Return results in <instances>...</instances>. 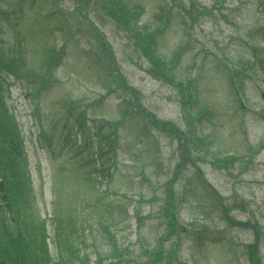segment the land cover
<instances>
[{
	"label": "rangeland",
	"instance_id": "rangeland-1",
	"mask_svg": "<svg viewBox=\"0 0 264 264\" xmlns=\"http://www.w3.org/2000/svg\"><path fill=\"white\" fill-rule=\"evenodd\" d=\"M0 6V141L27 161L7 163L0 264L14 237L24 264H264V0Z\"/></svg>",
	"mask_w": 264,
	"mask_h": 264
},
{
	"label": "trees",
	"instance_id": "trees-1",
	"mask_svg": "<svg viewBox=\"0 0 264 264\" xmlns=\"http://www.w3.org/2000/svg\"><path fill=\"white\" fill-rule=\"evenodd\" d=\"M0 57H1V53H0ZM1 65H3V64L0 60V67H1ZM0 115L2 116L1 121L4 124V127H6L7 123H10V120L8 117H6V114L4 112H2V110H0ZM164 125H165V127L168 126L166 124H164ZM168 127H170V126H168ZM4 138H5V136L2 135V141H0V166H1L0 171L2 172V176H1L2 180L0 181V207L4 212L10 213L12 200L10 198L9 192L6 189V184H7V182H9V180H11L13 178V176L7 170V163H10L13 160V156L14 157L16 156V154H14V152L16 151L17 153H19V151L17 150L18 146L16 143H12V142L8 143L6 141H3ZM6 151L11 152L12 154L9 155V154L5 153ZM7 155L10 157V159L7 157ZM10 241L12 243H9L8 248L10 249V253H12V255L16 258V260H19L18 262L16 261V263L17 264H24L25 262L29 263V261L27 260L28 259L27 251H25L21 247V245L17 244L20 242V240L18 241L14 237V239H11ZM2 248H3V245L0 247V249H2ZM247 249H248V251H251V250H255V247H254V245H248ZM251 253H253V252H251Z\"/></svg>",
	"mask_w": 264,
	"mask_h": 264
}]
</instances>
